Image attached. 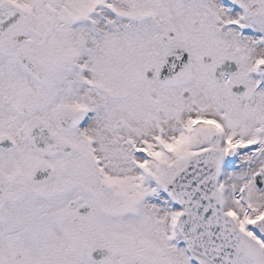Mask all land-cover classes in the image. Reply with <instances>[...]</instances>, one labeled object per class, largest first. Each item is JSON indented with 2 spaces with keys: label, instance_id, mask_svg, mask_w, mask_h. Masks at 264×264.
Wrapping results in <instances>:
<instances>
[{
  "label": "snow or ice",
  "instance_id": "6c2138e0",
  "mask_svg": "<svg viewBox=\"0 0 264 264\" xmlns=\"http://www.w3.org/2000/svg\"><path fill=\"white\" fill-rule=\"evenodd\" d=\"M0 264H264V0H0Z\"/></svg>",
  "mask_w": 264,
  "mask_h": 264
}]
</instances>
